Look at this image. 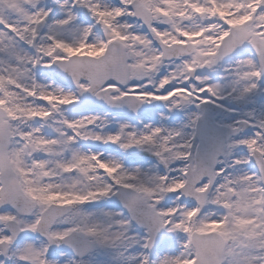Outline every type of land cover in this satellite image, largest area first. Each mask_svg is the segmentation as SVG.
<instances>
[{"label":"rangeland","instance_id":"1","mask_svg":"<svg viewBox=\"0 0 264 264\" xmlns=\"http://www.w3.org/2000/svg\"><path fill=\"white\" fill-rule=\"evenodd\" d=\"M131 1L118 0V3H114L113 0H52L47 5L41 0H0V24L8 29L7 33L6 29L0 28V102L11 111L14 135L18 132L19 138L31 141L29 149L16 140L14 166L19 173L22 172V178H27L28 181L30 178L27 174L32 172L27 160L30 153L40 174L39 178L46 173H58L60 165L69 168V164L73 163L71 159L68 162L67 158L63 160L54 158L50 163H44L43 157L38 156L39 152L47 145L53 147L59 138L49 139L43 134L41 125L33 126V123H27L33 115L44 118L48 116V109H59L57 113L51 112L53 118L49 125L54 131H58L57 135L63 133V120L77 128L78 135L75 139H79L83 150H79V156L90 171L88 176L90 190L86 191L83 197L91 195L98 207L89 204V208H83L82 211L75 212L69 218L58 222L52 233L54 236H64L77 230L97 242L98 252L89 257L84 264H126L125 260L132 253L129 248L136 249L135 256L142 258V264H188L189 258L185 250L190 233L193 230L209 232L221 228L229 241L226 264H260L263 257L260 250L264 229V226H261V222H264L261 214H264V210L259 204L264 201V195L260 193L263 187L250 163V154L252 148H258L264 153V102L259 103L260 112L255 134L236 140L230 146L228 159L233 157L235 163L223 162L225 165L221 166L219 184L208 206L200 211L195 206L181 203L175 195V191L185 183L182 173L185 166L180 164V159L187 154L186 145H180L179 148L183 151L177 149V154L174 153L170 160L174 176H166L153 163L132 162L125 157V151L155 149L158 133L152 123L149 122L148 128L144 131L140 130L130 117L125 118V121H119L118 125L117 120L109 118L108 121L104 116H80L79 119L76 113H69L75 112L79 104L74 94L53 83L48 75H44L46 72L49 73V65L54 61L50 58L51 55L66 58L74 53L97 55L101 50L99 45H106L109 38L131 45V48L136 49V54L141 55L139 47L144 41L139 26L129 17L128 3ZM252 1L254 3H251ZM189 2L190 0L184 4L182 0H174L160 4L162 9L172 6L179 15L185 11L190 13L191 7L199 10L203 6L198 0ZM255 4V0H219L218 7L221 17L228 23L247 24L251 22L248 8H254ZM83 5L90 7L93 15L99 16L96 27L101 31L94 30L92 24L83 20L79 14ZM207 11L211 12L209 7ZM263 16L264 13L260 12L259 21ZM10 30L13 34H10ZM101 32L106 33L109 38L100 40V44L98 38ZM25 44L27 46L34 44V50L29 51ZM243 61L246 64L249 60L244 57ZM37 68L44 74L36 73ZM245 72L241 71L240 74L244 77ZM220 90L221 86L216 85L211 87L210 92L214 94ZM244 114L226 116L228 124H234L235 120ZM248 114L251 115L253 112H246V115ZM122 128L126 130L124 141L120 139ZM259 136L263 139L262 143H258ZM243 143L248 145V152L236 150ZM106 145L116 148V157L113 153L106 151L100 153L96 149L97 146ZM56 151L59 152L57 149ZM122 151L124 152L120 155ZM27 181L25 182L28 183ZM118 185L129 186L143 192L150 202L160 199L164 201L160 212L169 226L168 241L155 257L147 254L146 235L140 233L137 228H130L131 221L122 214L118 206H114L112 197L107 201L111 191L116 190ZM205 187L206 184L200 189L203 190ZM81 190L78 188L76 193L82 194ZM72 191L71 185L69 190L64 191L44 185L42 188L34 189L33 193L40 205L32 219L22 220L14 213V218L22 223L30 237L0 264L45 262L71 264L69 254L62 253L56 257L47 255L43 249L45 245H40L36 238L34 224L41 211L48 205L47 202L49 203L51 199H72L75 196L72 195ZM227 207H231V212L221 213ZM82 213H87L84 224L79 221ZM4 215L7 218L13 217L11 213ZM227 220L230 222L229 225H226ZM176 249L179 250L178 253ZM116 253L120 256L115 257ZM170 255L173 256L171 263L168 261Z\"/></svg>","mask_w":264,"mask_h":264},{"label":"flooded vegetation","instance_id":"2","mask_svg":"<svg viewBox=\"0 0 264 264\" xmlns=\"http://www.w3.org/2000/svg\"><path fill=\"white\" fill-rule=\"evenodd\" d=\"M169 1L174 0H166ZM173 17L175 10L172 6L164 9ZM164 16V15H163ZM174 18V17H173ZM168 16L163 17L160 26L154 29V34L156 33V45L151 51L150 55H146L143 59L138 62H134V55H130V79L126 87H114L112 90L113 104L111 109H95L92 106V100L94 97H88L90 101V106L86 109V112L90 113H105L114 115H123V112H129V96H136L140 101L145 102V114L141 115L146 121L148 117H152L153 111L159 112L157 114V123L159 127L162 128V137H158V150L157 152H165L164 148H173V145L181 142L185 135L187 134V125L191 127V122L195 121V116L192 115L196 111L198 105L203 101H209V87L210 82L208 81V76H210V69L212 65L211 52L210 49L215 50L217 42H208L204 36L200 34H194L192 26L186 31L179 23L175 25H166V22H173L174 19ZM182 21V18L180 19ZM166 21V22H164ZM189 23V19H187ZM182 24V22H181ZM184 26V25H183ZM191 36V39L188 36ZM197 37V38H196ZM195 42V43H193ZM177 43H193L196 47V52L194 55L181 58L179 60H169L166 59L164 55V47H172ZM208 53V54H206ZM148 58V62H146ZM151 65H154L151 67ZM193 73V76L191 74ZM188 74V75H187ZM147 83H149L147 85ZM156 88H154L155 86ZM87 91V84L82 85ZM103 91H97L96 95H99ZM96 126V123H95ZM172 134L170 135V133ZM191 132V129H189ZM176 133V134H175ZM126 133L123 134L124 140ZM194 141L193 138H191ZM60 149L62 156L72 155L69 166L73 169V173L64 172V177L62 174L59 175L60 178L57 180L72 177L74 181H77L76 174L82 179L84 185H86L85 175L90 173L88 165L84 164L80 159V152L78 151V146H75L74 142L66 143L64 142L61 147H56ZM11 162L14 167V131L13 139L9 149ZM76 155H75V154ZM56 174H49L48 177L43 176L42 180H54L56 178H51ZM37 173H32L33 182L36 181ZM76 178V179H74ZM79 178V179H80ZM81 186V185H79ZM0 189H1V178H0ZM64 204V203H60ZM78 203L76 202V205ZM4 212L0 208V227L3 228L1 223V218Z\"/></svg>","mask_w":264,"mask_h":264},{"label":"water","instance_id":"3","mask_svg":"<svg viewBox=\"0 0 264 264\" xmlns=\"http://www.w3.org/2000/svg\"><path fill=\"white\" fill-rule=\"evenodd\" d=\"M119 54H122V56L120 58H116V55ZM127 59L128 58L126 54H124L123 49H120L118 45H112L106 55L100 59L91 57H74V59H71L67 62H57L54 67L56 68V76L61 81H67L70 84H75L81 81L92 82L94 91V89L109 85L112 82L115 83L116 81H120L121 79H126ZM70 63L72 64L69 66ZM63 68H67L65 72ZM112 71L113 74H116V77L112 76ZM118 73H120V76H117ZM1 151L2 147L0 144V153ZM4 153L5 154H2V156L4 157L2 161L5 168V189L3 195L5 198L7 197V200L10 203L11 200H13L11 192L12 187H14V208L25 211L28 208L24 207V205L27 204V199L25 198V195L20 188L17 177L15 176V174L14 176L11 175L12 171L10 169L9 161L6 155V149H4ZM139 196L140 194H137L132 190L122 188L120 189V193L117 195L116 201L130 213V215L139 225H141L142 227H147L146 224H143L142 214V212L145 210V204L144 201H138ZM70 211V208L63 211L59 207H54L49 212L45 213L38 230L40 234L49 241L52 250L57 251L59 249H62L63 247H70L81 258H85L88 256V254L95 251L93 243L87 241L85 237L78 234H73L64 240H60L52 239L49 236L50 225L54 221L53 219L62 217L65 214H68ZM51 220L52 222H50ZM150 230L154 238L153 241L155 242V244H159L164 236L162 235V237L160 238L159 234L156 233V228L153 226L150 227Z\"/></svg>","mask_w":264,"mask_h":264}]
</instances>
